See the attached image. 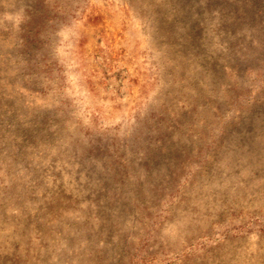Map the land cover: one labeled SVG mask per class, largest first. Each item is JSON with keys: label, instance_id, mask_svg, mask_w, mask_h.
Wrapping results in <instances>:
<instances>
[{"label": "rangeland", "instance_id": "1", "mask_svg": "<svg viewBox=\"0 0 264 264\" xmlns=\"http://www.w3.org/2000/svg\"><path fill=\"white\" fill-rule=\"evenodd\" d=\"M0 264H264V0H0Z\"/></svg>", "mask_w": 264, "mask_h": 264}]
</instances>
